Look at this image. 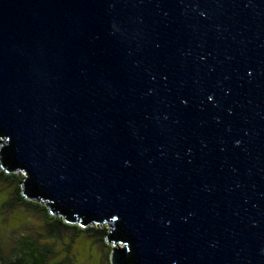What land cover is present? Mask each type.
Here are the masks:
<instances>
[{
    "label": "water",
    "instance_id": "95a60500",
    "mask_svg": "<svg viewBox=\"0 0 264 264\" xmlns=\"http://www.w3.org/2000/svg\"><path fill=\"white\" fill-rule=\"evenodd\" d=\"M0 137L112 264H264V0H0Z\"/></svg>",
    "mask_w": 264,
    "mask_h": 264
},
{
    "label": "trees",
    "instance_id": "16d2710c",
    "mask_svg": "<svg viewBox=\"0 0 264 264\" xmlns=\"http://www.w3.org/2000/svg\"><path fill=\"white\" fill-rule=\"evenodd\" d=\"M2 141L3 138L0 137V146ZM23 181L24 175L19 169L8 172L0 165V183L6 185L5 187L7 188V192L3 193L0 197L1 216L4 217L8 212H12L11 216L15 217L16 212H13L15 211L14 209L16 207H22L25 210L32 211L36 214V217H40L42 235L44 238L60 239L66 234L69 243L65 245V254L58 256V254H55L53 251L51 245L46 243L41 244L32 233L25 234L24 231L22 237L17 241H15L11 234L10 240L5 241V233L3 232L2 237L0 236L4 241V245L0 246V264H72L71 256L75 254V251H72V249L75 247L71 246L74 244L75 239L78 238V236H83L85 238L97 234L100 239L104 240L105 244H108L106 241V236L109 233L107 222H93L86 226H82L75 222L66 221L61 214L52 213L42 199L36 200L25 197L22 192ZM1 219L2 217L0 218V221ZM1 224L2 223L0 222V225ZM11 225L14 226L15 224L13 223ZM104 225L107 227H104ZM106 228H108L107 234ZM36 232L37 235H41L38 231ZM94 243L96 242L94 241ZM116 243L122 245L121 242ZM105 252L106 253L103 254V262L105 264H112V249H108Z\"/></svg>",
    "mask_w": 264,
    "mask_h": 264
},
{
    "label": "rangeland",
    "instance_id": "374dc122",
    "mask_svg": "<svg viewBox=\"0 0 264 264\" xmlns=\"http://www.w3.org/2000/svg\"><path fill=\"white\" fill-rule=\"evenodd\" d=\"M5 186L6 185H4L3 183H0V197L3 193L7 192V188ZM14 210L15 211L13 212H16L15 217L11 216L12 212H8L4 217L0 214V216L2 217L0 221L2 223L0 225V236L2 237V234L4 232L5 238H3L5 239V241L10 240L11 234L14 237L15 241H17L22 237V233L25 231V234L32 233L33 236H35L38 239V242H40L41 244L46 243L51 245L53 251L55 252V254H58V256L65 254V245L69 243V241H67L68 237H66V234L63 235L60 239H46L42 235L40 217H36V214H34L32 211L25 210L22 207H16ZM13 223L15 224L14 226L11 225ZM106 225H104V227H107ZM108 228H106V234L108 233ZM36 231H38V233H40L41 235H37ZM1 237L0 246L4 245V241L1 239ZM76 239L74 244L71 246L75 247L72 249V251H75V254L71 256L72 264H105L103 262V254L106 253V250L112 249L113 251L124 248V245L118 243H114V245H112L113 241H109L108 244H105L104 240L100 239L97 234H93L92 236L85 238L83 236H78V238ZM93 240L96 243H94Z\"/></svg>",
    "mask_w": 264,
    "mask_h": 264
}]
</instances>
